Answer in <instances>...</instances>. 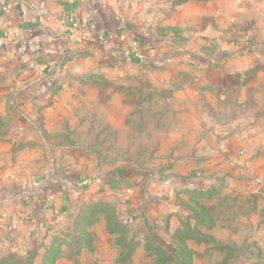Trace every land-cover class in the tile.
<instances>
[{"label": "rangeland", "instance_id": "rangeland-1", "mask_svg": "<svg viewBox=\"0 0 264 264\" xmlns=\"http://www.w3.org/2000/svg\"><path fill=\"white\" fill-rule=\"evenodd\" d=\"M260 1L233 0L230 15L221 0L215 20L152 31L163 40L155 79L143 52L133 70L50 88L41 135L79 154L89 189L40 243L0 264H264V181L240 161L264 152ZM111 174L131 179L92 189Z\"/></svg>", "mask_w": 264, "mask_h": 264}, {"label": "crops", "instance_id": "crops-1", "mask_svg": "<svg viewBox=\"0 0 264 264\" xmlns=\"http://www.w3.org/2000/svg\"><path fill=\"white\" fill-rule=\"evenodd\" d=\"M220 1L0 0V34L16 36L0 48V117L7 122L0 131V255L40 243L89 189L91 174L79 154L41 135L51 130L37 123L52 112L44 104L50 88L90 71L112 76L133 70L143 52L151 58L141 65L155 79L163 65L154 60L163 40L152 31L215 20ZM222 3L231 15L233 0ZM29 85L31 91L20 90ZM166 85H172L170 79ZM240 161L251 182L264 181V152L244 153ZM111 175L95 178L92 189L109 188L111 177L131 179ZM158 190L167 197L173 193L169 182L159 181Z\"/></svg>", "mask_w": 264, "mask_h": 264}, {"label": "built area", "instance_id": "built-area-1", "mask_svg": "<svg viewBox=\"0 0 264 264\" xmlns=\"http://www.w3.org/2000/svg\"><path fill=\"white\" fill-rule=\"evenodd\" d=\"M16 39V36L11 32L0 34V48L12 43ZM142 59V57H140Z\"/></svg>", "mask_w": 264, "mask_h": 264}, {"label": "trees", "instance_id": "trees-1", "mask_svg": "<svg viewBox=\"0 0 264 264\" xmlns=\"http://www.w3.org/2000/svg\"><path fill=\"white\" fill-rule=\"evenodd\" d=\"M53 85H54V84H53ZM178 254H179V256H180V255H181V252H179Z\"/></svg>", "mask_w": 264, "mask_h": 264}]
</instances>
